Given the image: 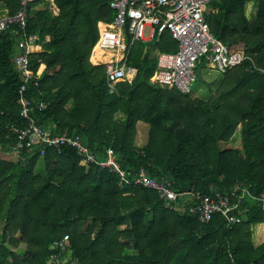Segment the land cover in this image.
I'll list each match as a JSON object with an SVG mask.
<instances>
[{
	"label": "trees",
	"instance_id": "16d2710c",
	"mask_svg": "<svg viewBox=\"0 0 264 264\" xmlns=\"http://www.w3.org/2000/svg\"><path fill=\"white\" fill-rule=\"evenodd\" d=\"M55 3L58 14L45 0L27 9L26 32L43 48L32 67L45 64L39 85L29 84L28 95L45 103L34 115L55 133L80 135L99 159L113 149L125 179L83 164L71 145L0 156V264H48L51 243L65 235L81 264H264V0H211L212 32L247 59L223 73L207 99L150 81L156 52L179 47L168 31L135 43L129 64L137 76L110 92L105 66L90 57L98 22L112 21L115 9L108 0ZM0 5L8 14L22 7ZM22 33H0V152L17 139L12 127L26 124L14 63ZM139 122L148 124L143 145ZM239 128L242 147L223 148ZM141 168L179 192L247 187L242 220L229 228L220 213L205 223L170 208L134 182Z\"/></svg>",
	"mask_w": 264,
	"mask_h": 264
},
{
	"label": "built area",
	"instance_id": "2783aa9c",
	"mask_svg": "<svg viewBox=\"0 0 264 264\" xmlns=\"http://www.w3.org/2000/svg\"><path fill=\"white\" fill-rule=\"evenodd\" d=\"M43 0H20L22 7L18 13L0 16V33L11 27L23 31L19 40L20 51L14 55V63L22 76L20 86V114L26 120L23 127L13 126L17 134L11 150L6 153L20 154L26 149L54 146L59 150L62 145L74 146L82 156V163L97 164L108 168L125 179V170L121 168L113 149H108L104 159H99L84 144L78 134L67 132L55 133L51 126H45L34 115V109L42 108L44 101H37L28 95L29 84L39 85L43 69L32 67L31 56L41 49L39 36L26 32L27 9L32 2ZM48 1L52 9H57L55 0ZM115 9L112 21H99V36L92 49L94 64H103L106 68L108 90L116 91L119 82H132L138 74V68L129 64L133 46L141 40L159 38L162 33L170 32L178 41L175 51H160L158 65L150 78L152 83L170 88L176 87L181 92L191 94V82L197 78L196 66L204 59L208 68L216 69L221 74L242 65L247 56L238 50H232L211 30L207 15L213 11L211 0H108ZM59 9V8H58ZM16 30V28L14 29ZM49 38V37H48ZM99 52L102 54L99 55ZM43 143L45 145H43ZM136 184L158 191L165 205L198 217L201 222H209L212 216L220 213L226 224L232 228L242 220V204L250 194L247 187L235 186L228 192L211 189L179 192L166 179L158 180L151 176L146 168H141L134 178ZM264 209V198L262 199ZM69 236L55 239L50 245L48 264H81L69 251Z\"/></svg>",
	"mask_w": 264,
	"mask_h": 264
},
{
	"label": "rangeland",
	"instance_id": "374dc122",
	"mask_svg": "<svg viewBox=\"0 0 264 264\" xmlns=\"http://www.w3.org/2000/svg\"><path fill=\"white\" fill-rule=\"evenodd\" d=\"M153 40L154 39H152L151 41H153ZM156 54H158V52H156ZM200 68L203 71L204 78L208 82H210V86L205 81L199 79L198 75H197V78L191 82V95L207 99L212 94V92L216 89L217 85L219 84V82L222 78V74L216 69L208 68L207 63L205 62V59L201 63L197 64V66H196L197 74H198V70ZM239 130H240V128L236 132V136L232 142V146H236L240 143V141H242V137L240 135L241 131H239ZM146 132H147V130H146ZM139 139H140V141H146L147 140V134H145V132H144V136H142L140 134L138 137V140ZM228 145L229 144L227 141L222 143L223 148H227ZM240 146H242V145H240ZM0 156L7 157L8 159H12V158H18L19 155L17 154V156L16 155L14 156V153H10V152L9 153H2V152H0ZM12 160H14V159H12Z\"/></svg>",
	"mask_w": 264,
	"mask_h": 264
},
{
	"label": "crops",
	"instance_id": "0c3cea01",
	"mask_svg": "<svg viewBox=\"0 0 264 264\" xmlns=\"http://www.w3.org/2000/svg\"><path fill=\"white\" fill-rule=\"evenodd\" d=\"M53 11H54V13L55 14H58L59 13V9L57 8V9H53ZM7 13V9H5L4 7H3V5H0V16L1 15H4V14H6ZM152 39H155V38H152ZM152 39H148V40H145V41H147V42H150ZM149 48V47H148ZM43 50V48H41V49H37L35 52H39V51H42ZM145 50V49H144ZM20 51V48L18 47L17 48V51L16 52H19ZM145 53V52H144ZM159 53V52H158ZM90 60H91V62L93 63L94 62V57L93 56H91L90 57ZM94 64V63H93ZM44 68H45V64H43L42 65V69L44 70ZM146 130H147V132H146ZM240 131V130H239ZM144 132H145V134H147V138H148V124H146V123H144V122H139L138 123V135H137V143L139 144V145H143V144H145L146 142H147V140L146 141H140V139L138 140V137H139V135L141 134L142 136H144ZM240 133V132H239ZM240 135H241V133H240ZM235 136H236V134H235ZM235 136L232 138V139H230L229 141H227L228 142V147L227 148H234V147H242V146H240V145H242L243 143H242V141H240V143L238 144V145H236V146H232V142H233V140H234V138H235ZM2 153H6V152H2ZM17 156V154H15L14 153V156ZM5 158H7V157H5ZM12 159H14V160H16L17 158H12Z\"/></svg>",
	"mask_w": 264,
	"mask_h": 264
},
{
	"label": "water",
	"instance_id": "95a60500",
	"mask_svg": "<svg viewBox=\"0 0 264 264\" xmlns=\"http://www.w3.org/2000/svg\"><path fill=\"white\" fill-rule=\"evenodd\" d=\"M147 50H148V46L145 47L144 52L146 53ZM197 75H198V78H199V79L205 81V82L208 83V85L210 86V82H208V81L204 78L203 71H202L201 68L198 70V74H197ZM43 145H45V144L43 143Z\"/></svg>",
	"mask_w": 264,
	"mask_h": 264
},
{
	"label": "bare ground",
	"instance_id": "6f19581e",
	"mask_svg": "<svg viewBox=\"0 0 264 264\" xmlns=\"http://www.w3.org/2000/svg\"><path fill=\"white\" fill-rule=\"evenodd\" d=\"M102 53L101 52H99V55H101ZM95 59V58H94Z\"/></svg>",
	"mask_w": 264,
	"mask_h": 264
}]
</instances>
